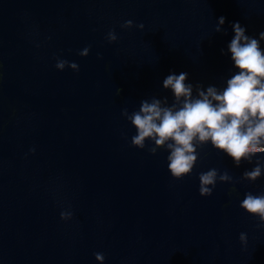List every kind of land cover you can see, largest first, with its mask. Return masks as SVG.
<instances>
[{"label": "water", "instance_id": "95a60500", "mask_svg": "<svg viewBox=\"0 0 264 264\" xmlns=\"http://www.w3.org/2000/svg\"><path fill=\"white\" fill-rule=\"evenodd\" d=\"M236 22L259 39L264 0H0V264H264V222L240 207L264 194V170L242 179L264 153L236 167L209 142L176 179L121 115L171 105L170 74L187 73L193 96L226 87ZM213 168L232 180L201 196Z\"/></svg>", "mask_w": 264, "mask_h": 264}, {"label": "clouds", "instance_id": "9594fccd", "mask_svg": "<svg viewBox=\"0 0 264 264\" xmlns=\"http://www.w3.org/2000/svg\"><path fill=\"white\" fill-rule=\"evenodd\" d=\"M224 22L225 18L220 17L214 31L220 32ZM132 26L131 20L122 25L123 28ZM137 27L142 29L144 25ZM232 29L234 36L228 51L238 71L226 81V87L220 90L209 86L202 90L198 85L193 96V85L185 83L187 73L170 74L163 80V88L173 93L171 105L166 97H154L141 101L139 110L130 115L127 110L121 113L136 129L131 144L143 149L145 141L150 140L154 142L149 149L151 154L158 149L167 150L168 171L176 179L192 172L198 159L197 147L209 142L229 156L236 167L242 160L251 162L253 156L264 153V50L260 47L264 32L259 34V39L250 37L239 22L234 23ZM107 39L110 43L116 41L114 31L108 32ZM88 52L89 48L85 47L79 55L87 56ZM66 66L73 71L79 70L76 63L67 60L58 59L55 64L57 70ZM119 92L117 89V95ZM262 170L264 164L257 161L251 171L243 173L242 179L255 181ZM217 179L231 182L232 177L227 172L218 175L215 168L200 173L199 194L212 195ZM240 207L264 222V194L246 193ZM70 218V212H61L62 220ZM239 240L246 245V234L240 233ZM95 259L102 264L104 256L96 253Z\"/></svg>", "mask_w": 264, "mask_h": 264}]
</instances>
